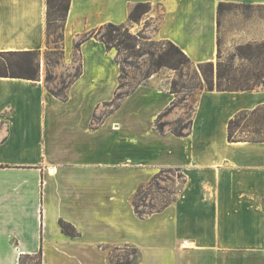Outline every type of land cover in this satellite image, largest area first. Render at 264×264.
Listing matches in <instances>:
<instances>
[{
  "label": "crops",
  "instance_id": "crops-1",
  "mask_svg": "<svg viewBox=\"0 0 264 264\" xmlns=\"http://www.w3.org/2000/svg\"><path fill=\"white\" fill-rule=\"evenodd\" d=\"M138 2L151 5V20L136 28L170 40L194 63L216 56L220 2L264 4L70 0L62 58L50 68L56 84L78 55L81 72L66 97L49 92L43 56L36 80L0 76V264L37 253L41 264H115L110 252L125 247L139 252L135 264H264V142L227 140L229 119L264 104V88L202 90L190 130L177 136L155 126L174 98L167 75L142 79L110 115L115 54L93 37L74 51L83 34L128 22ZM45 18V0H0V51L47 49ZM177 116L171 110L166 120ZM168 168L181 178L172 198L139 217L136 195Z\"/></svg>",
  "mask_w": 264,
  "mask_h": 264
},
{
  "label": "rangeland",
  "instance_id": "rangeland-1",
  "mask_svg": "<svg viewBox=\"0 0 264 264\" xmlns=\"http://www.w3.org/2000/svg\"><path fill=\"white\" fill-rule=\"evenodd\" d=\"M149 12L143 13L138 22H126L123 24L128 27L131 34H139L138 42L135 46L133 53H128L120 47L119 54L116 53L114 46H111V52L116 53L120 66L123 68V73L120 78V88L118 93L123 94L133 88L138 82L144 79L145 74L148 71L155 69V72H162L167 75L169 90L171 89V83L174 81V92H172L175 106L172 110L178 113V116L173 120H166V116L161 118L162 122H168L163 127V130H183L182 128L188 121L189 116L194 112L195 102L199 93L206 89L207 81L212 82L215 88L217 81V69L218 67L223 70H228L227 73L230 78L238 79L243 74H248L252 70L255 58H251L250 61H246L241 58L238 48L247 44H256L264 42V8L256 4L252 7H246L240 4H227L225 5L218 16V29H217V53L212 62V68L210 70V76L206 78L203 75V71L208 69L205 66H199L198 63L193 61H183V64H179L177 68H170L167 66L151 67L156 60L158 51L165 47V39L153 38L152 34H147L144 28H136L135 23L142 25L143 27L149 25L151 18H147ZM114 43V42H113ZM53 44L50 43V47ZM75 51V50H74ZM60 60L61 54L58 51H51L45 49L40 51L39 58ZM9 61H17L18 57H8ZM75 63L71 67L64 68L60 76V80L56 84L47 83V87L56 91L61 85V81L68 80V76L71 75L78 66V55L76 54ZM1 63V61H0ZM154 73V72H153ZM124 96V95H123ZM119 101V100H118ZM110 103V102H109ZM109 105L104 108V111H111L110 115L114 112L112 109L115 106ZM118 103V102H117ZM193 111V112H192ZM109 115V116H110ZM96 116V119L99 118ZM261 117L263 119H261ZM251 116L244 115L242 122L247 124L244 130L237 133L241 137H252L254 134L252 131L255 129L248 123V119ZM259 120L264 122V111L256 116ZM243 125V124H242ZM261 135V133L259 134ZM263 136V133H262ZM181 180L180 173L175 169H161L157 172L150 184L142 187L134 199V206L138 212L142 215H146L149 212L159 210L166 202L172 198L173 185ZM33 256V255H32ZM139 259V252L131 247H125L121 250L113 249L110 252V261L112 263L119 264H135ZM20 264H38L37 260L33 258H22Z\"/></svg>",
  "mask_w": 264,
  "mask_h": 264
},
{
  "label": "trees",
  "instance_id": "trees-1",
  "mask_svg": "<svg viewBox=\"0 0 264 264\" xmlns=\"http://www.w3.org/2000/svg\"><path fill=\"white\" fill-rule=\"evenodd\" d=\"M46 2V43L47 49L51 51H58L61 54L62 58V43L64 39V24L66 21L70 0H45ZM227 4H239V3H229V2H220L217 7V14L219 16L222 8ZM246 7H252L253 4H240ZM257 7L261 6L264 8V4H256ZM151 5L145 2H138L133 5L128 14V20L130 22H138L142 17L143 13L149 12ZM218 23V19H217ZM140 35L131 34L128 30V27L124 26L123 24H114V23H105L100 27L93 29L85 34H83L78 40L74 42V50L78 53L80 44L88 39V38H96L102 41L105 44L107 50L111 49V46H114L116 49V53L119 54L120 47L128 53H133L135 46L138 42V37ZM166 45L164 48L160 49L156 55L155 62L151 65V67H161L167 66L170 68H177L179 64H183V61L189 62L190 58L174 43L170 40H165ZM114 42V43H113ZM50 43L53 44L50 47ZM239 54L241 58L246 61H250L251 58H255L256 62L252 63L253 68L248 74H243L240 78H230L227 71L228 70H221L219 67L217 69V81L214 85L212 82L207 81L206 89L205 90H226V91H252L260 88H264V42L256 43V44H247L245 46H240L238 48ZM39 50H25V51H0V76L6 77H15V78H24V79H32L36 80L38 78V71H39ZM115 53L114 59L119 66V78H121L123 68L120 66V62L118 60V56ZM8 57H18L17 61H9ZM60 58V60H61ZM46 60V73H45V82L52 83L54 80V75L51 72L50 68L58 63L60 60L54 59L53 61L49 59ZM78 66L76 67L75 71L68 76V80L61 81V85L59 89L53 91L49 89V92L55 96L60 98H65V89L67 86L79 76L81 72V63L78 59ZM251 62V61H250ZM199 66H205L208 69L203 71V75L208 78L210 76V70L212 68V62L207 61L203 63H198ZM156 70L153 69L148 71L145 74L144 78L149 77L153 72ZM175 82L171 83L170 92H174ZM120 81L118 84V89L120 88ZM132 89V88H131ZM130 91V90H129ZM128 91V92H129ZM128 92L123 94L118 93L116 91L115 97L110 101V105L116 106L118 100ZM175 106L174 101H171L169 105L165 107V109L160 112L155 120V126L159 131H164L163 127L168 124V122H162L161 118L166 116ZM264 111V104L258 105L257 107L250 109V110H240L238 111L232 118L229 119L227 124V140L230 142L234 141H252V142H264V122L257 119L256 116H259L260 113ZM193 112V111H192ZM244 115L251 116L248 119V123L253 126L255 129L252 131L254 136L252 137H241L240 135H236L237 133L244 130L247 126L246 122L243 123L242 119ZM192 122V114L189 116L187 123L182 127L186 128V131L183 130H171V132L177 136H183L188 133L190 130ZM243 124V125H242ZM261 133V135H259ZM263 133V136H262ZM134 210L139 217H143L144 215L140 214L138 210L134 206ZM150 213V212H149ZM148 214V213H147ZM61 229L63 232L69 235H74L75 230L74 228L66 223L61 222ZM22 258H33L37 260L38 264H41V254L37 253L35 255H25ZM20 259V262L22 261ZM119 264V263H116Z\"/></svg>",
  "mask_w": 264,
  "mask_h": 264
}]
</instances>
